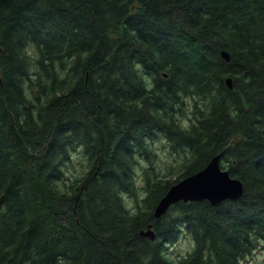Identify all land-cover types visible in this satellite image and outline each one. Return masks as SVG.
Masks as SVG:
<instances>
[{"label":"trees","instance_id":"trees-1","mask_svg":"<svg viewBox=\"0 0 264 264\" xmlns=\"http://www.w3.org/2000/svg\"><path fill=\"white\" fill-rule=\"evenodd\" d=\"M159 148L181 157L164 175ZM216 155L243 195L155 217ZM258 247L264 0H0V264H241Z\"/></svg>","mask_w":264,"mask_h":264},{"label":"water","instance_id":"water-1","mask_svg":"<svg viewBox=\"0 0 264 264\" xmlns=\"http://www.w3.org/2000/svg\"><path fill=\"white\" fill-rule=\"evenodd\" d=\"M222 55L227 61L230 60L227 51H222ZM226 84L232 89L233 79L227 77ZM243 192L242 182L231 177L228 170L221 168L220 155H216L205 168L174 184L158 202L154 215L157 218L161 217L178 201L208 200L212 204H217L227 199H238ZM141 234L151 240L155 239L151 225L148 229L142 230Z\"/></svg>","mask_w":264,"mask_h":264},{"label":"rangeland","instance_id":"rangeland-1","mask_svg":"<svg viewBox=\"0 0 264 264\" xmlns=\"http://www.w3.org/2000/svg\"><path fill=\"white\" fill-rule=\"evenodd\" d=\"M164 143L165 142H160L158 146L162 147ZM167 152L168 151H166V148H159L157 150L158 158H160L158 172L162 175L171 171L181 158L179 156H177V158L169 156ZM81 162H83V160L81 161L80 156L77 154L74 156L72 163L67 165V174L72 179L75 178L76 175H81L82 172L85 171V168L83 169ZM132 202L133 201H130V203ZM191 248V238L188 235H184L177 243L169 247L171 253L170 256L175 260H178L179 256L185 255L187 251L191 250ZM241 264H264V249L262 247H258L257 250L245 258Z\"/></svg>","mask_w":264,"mask_h":264}]
</instances>
